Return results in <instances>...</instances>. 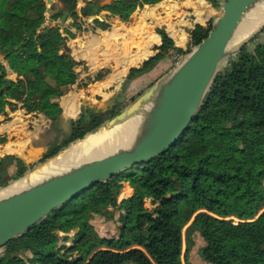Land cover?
<instances>
[{"label": "trees", "instance_id": "16d2710c", "mask_svg": "<svg viewBox=\"0 0 264 264\" xmlns=\"http://www.w3.org/2000/svg\"><path fill=\"white\" fill-rule=\"evenodd\" d=\"M60 1L71 10L77 7L78 0ZM161 1L114 0L102 9V15L112 23L128 22L138 9ZM212 1L219 6L220 0ZM47 7L46 0H0V53L17 74L6 85L9 71L0 60L4 121L11 119L10 112L22 108L44 114L55 127L63 111L61 97L80 81L77 69L82 61L68 44V37L76 34L69 26L47 25L48 19L62 16H48ZM73 17V23L82 28L79 14ZM96 22L101 28L108 26ZM213 26L214 19L207 25L194 24L188 48L176 46L165 27H157L162 37L158 51L150 55L149 50L147 59L130 68L124 88L154 70L174 48L189 53ZM256 39L258 34L250 40L253 48L245 43L217 72L200 111L173 146L53 210L0 248V264H183V258L188 261L184 254L188 229L189 249L192 236L199 234L203 241L200 252L208 263L264 264V40ZM87 77L90 83L99 79L97 74ZM122 109L84 104L78 117L70 118L66 135L51 143L40 161L83 138ZM7 151L0 147V153ZM31 166L34 163L22 156H2L0 188ZM126 183L133 191L119 200ZM148 198L151 207L146 204ZM116 210L118 234L101 235L92 222L94 216L112 218ZM71 231L75 232L72 244H60L61 233L67 240ZM27 251L31 252L30 263L21 256Z\"/></svg>", "mask_w": 264, "mask_h": 264}, {"label": "water", "instance_id": "95a60500", "mask_svg": "<svg viewBox=\"0 0 264 264\" xmlns=\"http://www.w3.org/2000/svg\"><path fill=\"white\" fill-rule=\"evenodd\" d=\"M46 1L49 3L47 12L50 15L61 14V22L65 23L75 13L85 18H97L102 9L114 0H91L73 10L60 0ZM261 2L264 0H223L222 11L213 28L182 61L118 114L85 135L112 130L136 114H142L129 145L0 196V248L98 182L108 181L117 173L149 161L173 146L200 111L217 72L231 59L234 51L228 50L230 40L245 17ZM263 28L264 25L259 30ZM11 80L8 76L6 85Z\"/></svg>", "mask_w": 264, "mask_h": 264}, {"label": "crops", "instance_id": "0c3cea01", "mask_svg": "<svg viewBox=\"0 0 264 264\" xmlns=\"http://www.w3.org/2000/svg\"><path fill=\"white\" fill-rule=\"evenodd\" d=\"M188 1L189 0H162L161 2L155 4V5H160V27H165V29L167 30V32L173 39L176 38L173 35V32H177L176 31L177 28L182 31L183 27L181 26L184 25V22H187V23L189 22V20L186 21L185 17L191 12L197 15L196 6L194 4L187 5ZM191 1L201 2V0H191ZM184 3L186 5L185 6L186 8L183 9L182 6L184 5ZM211 3H212L211 8H209L208 11L211 17L217 18L219 13L216 12L214 3L213 2ZM133 18L134 17H132L128 22H119V23H112L106 20L108 23L101 22V24L103 25L109 24L108 27L101 28L98 26V24L97 25L95 24V29H93V31H87L86 28H83V27L78 28L75 24H70L71 30L74 31L76 35L68 37V44L71 47L69 40L73 39L74 45L78 47L77 50L82 51V55H83L82 58H78L77 56H75L74 52H72V54L75 56L77 60L82 61V64H80L77 69L81 72L79 80L84 79L88 75H94L95 73L98 74L99 79L96 80L95 82L90 83L87 87H78L77 90H70L68 93H66L65 95L61 97L60 104L62 106L63 111H62V115L59 121L63 119L68 120L69 117L76 118L81 112L82 106L86 103L93 107L104 109V107H107L112 104L111 102L114 96L119 94L120 91L128 90L129 92H131L132 89L135 88V85H137V87L141 85L139 84V80L141 78L145 76L156 78L157 75L160 74V65L163 64L164 59L160 61V63L156 66V68H154V70L140 77H137L126 88H124V80H125L124 77H126L130 68L133 66H139L150 55H153V54L148 55V57L143 58V60L140 61L141 62L140 64L138 62L137 64H134L133 66H131L130 68L126 70V69H123L127 61L125 56L124 58L123 57L118 58L119 52L110 51L109 47L112 48V44L114 45H116L117 43L119 44L118 41L121 38V35L123 36V34L132 35L131 36L132 41H128V43H136L138 45H142L146 43V41L148 40V37H147L148 33L151 30L144 29V27L140 25L141 20H139V18L138 19H135V18L133 19ZM100 19L103 20V18L101 17ZM49 20L50 19L46 21L47 25H51L48 23ZM111 23L113 25V29H110L112 27ZM192 27L193 26H191V28ZM133 28L136 29L137 31H132ZM172 30H175V31H172ZM78 31H82V32L78 35L77 33ZM138 33H141L144 38L136 40L135 35ZM155 33L159 35V40L156 41L155 44L153 45L158 47L162 43V37L159 33L156 32V30H155ZM77 41H78V44H77ZM79 43L82 46V48H80ZM104 43H108L107 44L108 46L103 45ZM118 47L122 49L120 53H122L125 50L124 54H126V44L125 43L124 45L122 44L118 45ZM133 49H136V47L134 46ZM127 54L129 55V52ZM127 54L126 56H128ZM0 60H2L4 64L7 66V69L9 71V77H11L12 80L16 79L17 74L11 71L8 65V62L4 60V55L2 53H0ZM97 85L99 87L97 90H95L94 87ZM65 98H68L70 106L65 103ZM22 110L23 111L20 112L22 114L21 116L19 115L17 116V113H16L17 111L10 112L11 119L8 121H4L5 115L0 114V121H1L0 123V147L5 146L7 150L10 149L7 146L10 143L4 144L3 141L4 140L6 141L8 138H10V136H14V135L16 136L14 140L10 139L9 141H7V142H14V144H11V146L13 147V150L10 149L7 152L0 153V158L6 154H14L18 156L22 155L21 148L24 147V145L28 147L31 145L33 146L34 141L37 138H40L38 137V135L39 134L41 135L42 133L41 129L37 130L38 131L37 134L39 133L38 135L27 133L29 122H32L35 124L36 116H39L40 117L39 119L41 120L44 119L45 121L44 123L46 127H48L47 130H50V131L55 130V127L53 126L54 123L50 119H48L44 114L27 113L26 110L24 109ZM17 140L24 142V145H22L21 143L19 144L16 143ZM30 148H33V150L35 149L34 146ZM25 155H28V154L25 152ZM188 253H187V257L189 260ZM132 264H134V262H132Z\"/></svg>", "mask_w": 264, "mask_h": 264}, {"label": "rangeland", "instance_id": "374dc122", "mask_svg": "<svg viewBox=\"0 0 264 264\" xmlns=\"http://www.w3.org/2000/svg\"><path fill=\"white\" fill-rule=\"evenodd\" d=\"M89 1H91V0H80V2L78 0L77 7L80 6L81 4L87 3ZM192 2H193V4L195 6L197 5L196 6V11H197L198 8H204V9L207 10V13L205 15H203L204 18H203V21H201L198 18V15H195L193 12H191L190 14H188L185 17L186 21L189 20V22L188 23L184 22V25L181 26V27H183V30L181 31L178 28L176 29V31L179 32L180 35L178 37L174 38L175 45L181 46V47H184V48H188L190 46V36H189V34H190L191 26H194V24H196V23H201V24L207 25L208 20L214 19V22L216 20L215 17H211V15H209L210 13L208 11V9L211 8V4H212L211 2H213L212 0H205L203 2L202 1L200 2V1H191V0H189L187 5H193V4H191ZM222 2H223V0H220L219 6L218 5H214V7L216 8V12L219 13V14L222 11ZM48 5H49V3H48ZM185 6L186 5L184 3L182 8L183 9L186 8ZM102 14H104V11H103V13H99V17H97V18H93V17H86L85 18V17H83V16H81L79 14V16L82 19L83 28H86L87 31H93V29H95V24L97 23L96 20H100L101 22H105L106 23L107 22L106 21L107 20L106 16L104 18V16ZM133 14H134L133 17L135 19L139 18V20H141L140 25H142V27H144L145 29H148V30H151V31L155 32L156 28L160 27V5H146L142 9H138L137 11H135ZM196 14H197V12H196ZM47 15L50 16V13L47 12ZM100 17L103 18V20H101ZM60 18L56 19V20L50 19L48 23L51 24V25L61 24L62 26H69V27H70V24H74L73 23L74 22V17L73 16L70 17L68 19V21L65 22V23L61 22ZM107 25L109 26V24H107ZM111 25H112V23H111ZM110 29H113V25H112V27ZM172 31H175V30H172ZM81 32L82 31H78L77 32L78 35ZM257 34H258V39H256V41L264 40V28L261 31L258 30L257 33L254 34V36H256ZM131 36H132L131 34H125L119 39V41H118L119 44L118 43L116 45L112 44V48L109 47L110 51L119 52L118 53V58L119 57H123L124 58V56H125V58L127 59V62H126V65H125L126 68L124 67L123 69H126V70L134 65V64H131V55L127 54L128 52L129 53H134V50H135V49L132 50L130 48L135 43H128V41H132ZM135 37H136V40H139V39L143 38L142 34H140V33L136 34ZM253 37H251V38H253ZM251 38L245 43L248 44L250 46V48H253V44L250 43ZM158 40H159V35L155 39L153 44H155V42L158 41ZM73 42H74L73 39L69 40V43L71 44L72 52H74L75 56H77L78 58H82V56H83L82 55V51H78L77 50L78 47L75 46ZM124 43L126 44V54L128 56H126V54H124L125 50L122 53H120V51L122 49L120 47H118V45H120V44L124 45ZM77 44H78V42H77ZM107 44L108 43H104L103 45L108 46ZM153 44H152L151 47H148L149 50H152V54H154V53H156V51H158L157 50V46H155ZM79 46H80V48H82L80 43H79ZM237 51L238 50L236 49L232 53L231 57ZM148 55H149V51H148ZM148 55H147V57H148ZM140 63L141 62H139V64ZM225 65H223L222 67H224ZM173 68H174V58H173V54H170L169 56H167L163 60V64L160 65V74H159L160 76L157 75L156 78H151V77H146V76L141 78L139 80V84H141L140 86L137 87V85H135V88H133L131 92H129L128 90L120 91L119 94L114 96V98H113V100L111 102L112 103L111 105H109L107 107H104V106H102V107H104V109H106L108 107H111V106H116L118 108H121V107L125 108L132 101H134L141 94V92H144L153 81L155 82L158 79L162 78L164 75H166L168 72H170V70H172ZM95 75H96V73H95ZM90 81H91L90 77H85L84 79L80 80L79 82H76L75 84H73L70 87L69 91L70 90H77L78 87H87V85H88V83H90ZM117 84H119V83H117ZM143 89H145V90H143ZM16 111H14V112L17 113V116L18 115L19 116L22 115L20 113V112L23 111L22 108H19ZM32 118H34V117H32ZM35 118H36V121H35L36 123L35 124L32 123V122H29L28 132L27 133L28 134H36V135H38L39 134V133L37 134V132H38L37 130L38 129H41L42 133H41V135L40 134L38 135V137H40V138H37L34 141V143H33V146L35 147L34 150H33V148H30V147H33L32 145L29 146V147L24 145V147H22V149H21V152H22L21 154L22 155H20V156L25 157L27 159L28 163H34V166H31V167L28 168L26 174L28 172H31V171H34V170H37V169L41 168L43 166V164L49 162L50 160H52L53 158L58 156V155H55V156L47 158L44 161H40V158L49 149L50 144L55 142V141H58V140L62 139L64 137V135H66V133L69 131V129H70V121L69 120L72 117H69L68 120H64L63 119V120L59 121L58 124L55 125V130H53V131L47 130L48 127H46V125L44 123L45 122L44 119H42V120L39 119L40 118L39 116H36ZM15 137H16L15 135L14 136H10V138H8L6 141L4 140L3 143L4 144L5 143L14 144V142H7V141H9L10 139L14 140ZM80 140H82V139H79V140L71 142L68 146H66L62 150H60V152L65 150L66 148L70 147L72 144H74V143H76V142H78ZM8 150H10V149H8ZM25 152L28 155H25ZM14 181L15 180H12L10 183H13ZM1 189L2 188H0V190ZM132 191H133V189L130 187L129 183H126L124 185L123 191L120 193L119 200H121L123 197L130 196V193ZM146 204L148 206H150V207L152 206L151 201H150L149 198L146 199ZM111 209H113V208L111 207ZM118 216H119V212L117 210L115 212L114 217H112V218H110V217H108L106 215L97 214V215L94 216L92 222L94 223V226L96 227V229L98 230V232L101 235L111 237V236H115V235L118 234V227H119V224H120ZM74 233H75L74 231L69 232L67 235L70 236V238L67 239V240L64 239V236L66 234L65 233H61L62 239L60 241V244H65L66 246L71 245ZM132 233L134 235L135 231H133ZM133 235L130 234V237H132ZM185 236H186L185 237L186 242L184 244V251L185 250L186 251H185L184 254H185V258H186V254L189 252L188 253L189 260L186 261V259L183 258V264H186L187 262H189L188 264H213V263L206 262V260H204L202 255H201L200 248H201V245H202V242H203L202 239H201V236L199 234H196V235L192 236L193 244H191L192 246L190 247V249H189V240L191 239V235L189 234V229L185 231ZM136 244H138V243H136ZM0 252H2V250H0ZM21 256L28 263H30V261H29V257L31 256V252L30 251L21 252ZM122 264H132V262L131 261H125Z\"/></svg>", "mask_w": 264, "mask_h": 264}, {"label": "bare ground", "instance_id": "6f19581e", "mask_svg": "<svg viewBox=\"0 0 264 264\" xmlns=\"http://www.w3.org/2000/svg\"><path fill=\"white\" fill-rule=\"evenodd\" d=\"M201 1L203 2L205 0ZM191 4H193V2ZM196 12L198 18L203 21V15L207 13V10L204 8H198ZM263 25L264 2H261L245 17L243 22L240 24L239 28L228 44V50L235 51L240 46V44H242L245 40L255 34ZM132 31L137 30L133 28ZM173 35L175 37H178L180 33L173 32ZM147 37L148 40L146 41V43L142 45H138L136 43L135 45L133 44L136 47L135 50L133 49L134 46L131 47L134 50V53H129V55H131V63H138L143 60V58L147 57L149 51L148 47L152 46L153 42L158 37V34L153 31H149ZM65 103L70 106L68 98H65ZM141 119L142 114H136L125 123L115 127L112 130H100L88 134L82 140L72 144L60 155L43 164L41 168L28 172L27 174L25 173L24 176L19 180H16L8 187L1 189L0 196L17 191L44 177L61 172L63 170H67L68 168L78 165L82 162L109 154L119 147L129 145L132 142L133 136ZM16 143H21L22 145H24V142L20 140H17ZM7 146L13 150L11 144H8Z\"/></svg>", "mask_w": 264, "mask_h": 264}, {"label": "built area", "instance_id": "2783aa9c", "mask_svg": "<svg viewBox=\"0 0 264 264\" xmlns=\"http://www.w3.org/2000/svg\"><path fill=\"white\" fill-rule=\"evenodd\" d=\"M193 47H194V46H192L191 49H192ZM172 54H173L174 62H175V64H177V63H179L180 61H182V60L186 57V55H187L188 53H183V52L177 50L176 48H174V49L172 50Z\"/></svg>", "mask_w": 264, "mask_h": 264}]
</instances>
